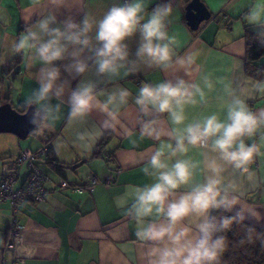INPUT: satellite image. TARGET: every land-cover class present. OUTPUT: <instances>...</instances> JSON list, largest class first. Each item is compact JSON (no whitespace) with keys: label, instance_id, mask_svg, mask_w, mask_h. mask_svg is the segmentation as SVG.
Wrapping results in <instances>:
<instances>
[{"label":"clouds","instance_id":"clouds-1","mask_svg":"<svg viewBox=\"0 0 264 264\" xmlns=\"http://www.w3.org/2000/svg\"><path fill=\"white\" fill-rule=\"evenodd\" d=\"M46 2L49 10L27 13L24 30L10 43L12 54L27 53L38 66L36 87L25 104L32 109L35 127L50 126L58 118L66 88L70 119L83 121L94 110L103 113L105 119L95 131L78 134L87 149L104 129L115 127L119 110L132 93L123 86L101 89L94 79H79L70 87L69 79L62 78V69L68 76L83 77L94 68L98 77L113 80L130 75L138 62L171 67L175 51L168 24L174 5L167 0L149 10L152 0H114L99 17L84 11L79 20L72 15L61 20L57 13L67 9L69 0ZM34 15L38 18L33 21ZM244 19L264 30V4L250 6ZM258 35L264 36V31ZM133 37L138 40L134 59L128 44ZM191 59L178 57L175 63L183 65ZM205 84L212 87L207 80ZM253 93L264 95V82L253 84L244 95L229 90L223 115L213 111L186 123V106L195 104L197 95L204 98L199 84L182 78L141 83L134 98L140 112L166 113L172 125L162 132L156 119L144 122L141 135L169 139L159 144L143 168L150 182L126 186L115 200L134 221L135 237L145 248V264H219L228 247L226 232L242 222L246 212L259 218L258 212L241 204V185L224 176L231 167L252 180L249 165L264 156V144L253 140L264 128V108L253 111L249 107L247 100ZM190 148L208 150L202 167L188 157ZM198 169L203 180L194 182ZM236 205L240 210L235 216L212 214Z\"/></svg>","mask_w":264,"mask_h":264},{"label":"crops","instance_id":"crops-1","mask_svg":"<svg viewBox=\"0 0 264 264\" xmlns=\"http://www.w3.org/2000/svg\"><path fill=\"white\" fill-rule=\"evenodd\" d=\"M190 1L172 0L174 12L168 31L174 37L175 55L171 67L162 68L138 62L130 75L113 80L98 77L94 68L83 77L68 76L62 69V78L69 79L70 87H75L79 79H94L101 89L112 90L123 86L132 93L128 103L121 106L115 127L104 129L93 139L89 148L82 146L78 134L86 130L95 131L104 121L105 115L94 110L83 121L70 119L66 103L67 88L63 98L65 103L58 118L50 126H41L40 132L31 141L21 142L13 134H0V174L3 163L13 160L23 150H36L48 140L53 153L64 166L63 177L76 183L86 182L92 176L99 181L91 190L83 193L51 190L39 203H18L22 231L14 249L9 251L4 247L13 208L8 201L0 202V264H11L12 258L23 259V264H145V248L135 237L134 221L115 205V200L123 194L126 186H143L150 182L143 168L159 144L169 139L166 135H162L160 140L141 135L144 122L156 119L157 128L162 132L170 130L172 125L166 113L151 112L144 115L140 112L134 98L141 83L147 81L155 84L182 78L199 84L204 98L201 100L197 95L196 103L186 106V123L213 111L223 115L222 106L229 98V90L244 95L253 84L260 83L245 73L246 44L243 34L246 26L259 28L246 22L244 14L250 6L264 4V0H199L211 17L196 30H192L185 19V7ZM112 2L114 0H69L67 9L59 10L57 15L61 20L68 15L79 20L83 12L87 11L99 17ZM164 2L167 0H152L148 5L149 10L157 3ZM50 7L46 0H0V37L4 42L3 47L8 43L10 48L11 41L24 30L26 25L23 17L27 13L46 12ZM37 18V15L32 17L33 21ZM128 44L130 58L134 59L137 38L133 37ZM12 57L13 61L19 57L20 62L10 75L9 102L13 107L22 109L26 106L25 101L31 90L36 87L38 66L32 64L27 53L14 54ZM178 57L186 61L188 57L192 59L180 65L175 63ZM205 80L211 82V88L207 87ZM247 102L253 111H257L264 108V95L253 93ZM106 134L109 138L103 152L110 155L109 159L94 156ZM262 134L264 128L253 140L264 144ZM187 155L201 163L206 161L209 152L207 149L190 148ZM38 166L51 179L48 185L51 189L60 175L41 161ZM249 168L254 174L252 180L247 179V174L231 167L224 176L226 180L241 185V204L260 214L257 218L246 212L244 221L264 227V156L254 158ZM26 175V168H23L14 188L23 184ZM109 175L113 176L114 182L107 186L103 181ZM203 175L198 169L194 182L202 181ZM217 210H213L212 214ZM239 210L240 205H236L227 212L236 215Z\"/></svg>","mask_w":264,"mask_h":264},{"label":"trees","instance_id":"trees-1","mask_svg":"<svg viewBox=\"0 0 264 264\" xmlns=\"http://www.w3.org/2000/svg\"><path fill=\"white\" fill-rule=\"evenodd\" d=\"M261 31L264 30L260 27L253 29L251 26H246L243 34L246 44L245 73L248 77L259 82L264 81V36L258 35ZM19 62L20 58L18 57L15 59L14 65L9 67L0 66V105L9 102V88L12 80L10 79V75L18 67ZM8 81L9 83L7 84ZM26 108L27 106H24L22 109H15L19 112H24ZM40 128L41 126H37L35 131H40ZM35 131L30 135L36 134ZM108 138L109 135L106 134L98 144L94 156L105 158L106 154L103 152V149ZM40 161L55 174L60 175L59 179L65 178L62 175L64 166L53 153L52 147H50L46 155L39 159L36 164L38 165ZM47 177L49 178L48 175ZM213 215H217L218 217L222 215L235 216L224 209L215 211ZM226 236L228 247L221 257L219 264H264V227H259L243 220L242 222L234 223L232 228L226 232Z\"/></svg>","mask_w":264,"mask_h":264},{"label":"built area","instance_id":"built-area-1","mask_svg":"<svg viewBox=\"0 0 264 264\" xmlns=\"http://www.w3.org/2000/svg\"><path fill=\"white\" fill-rule=\"evenodd\" d=\"M50 147L51 144L47 141L37 150H23L13 160L3 163L1 167L0 202L8 201L13 208L8 238L4 247L8 251L14 249L22 231L18 219V203L24 201L39 203L44 200L45 196L51 190H68L73 193H83L91 190L97 183H99L98 179L94 176L81 184L70 181L69 179L60 178L54 182L52 188L49 189L48 185L51 184L52 181L38 167L36 162L46 155ZM105 158L109 159L110 155L107 154ZM23 168H26L27 171L25 181L19 188H14ZM113 182V176L109 175L103 181V184L109 186ZM14 263L23 264V259L12 258L11 264Z\"/></svg>","mask_w":264,"mask_h":264},{"label":"water","instance_id":"water-1","mask_svg":"<svg viewBox=\"0 0 264 264\" xmlns=\"http://www.w3.org/2000/svg\"><path fill=\"white\" fill-rule=\"evenodd\" d=\"M210 12L199 0H191L185 7V19L192 29H198L199 25L209 20ZM32 109L26 108L19 112L9 102L0 105V134H13L21 140H25L37 127L31 122Z\"/></svg>","mask_w":264,"mask_h":264},{"label":"rangeland","instance_id":"rangeland-1","mask_svg":"<svg viewBox=\"0 0 264 264\" xmlns=\"http://www.w3.org/2000/svg\"><path fill=\"white\" fill-rule=\"evenodd\" d=\"M2 37H0V52H1V55H2V58H1V61H0V66L1 67H9V66H12L15 62L13 61L14 60V57H12L14 54H12L10 48H9V44L7 43V46L6 47H3L4 45V42L2 43ZM16 56V54H15ZM9 83V81L7 82V84ZM36 133H39L40 131L37 130L35 131ZM4 135H9V134H4ZM35 135V134H34ZM34 135H30L28 138H26L25 140H21V142H24V141H31L35 136ZM2 137H5V136H2ZM8 137V136H6Z\"/></svg>","mask_w":264,"mask_h":264}]
</instances>
